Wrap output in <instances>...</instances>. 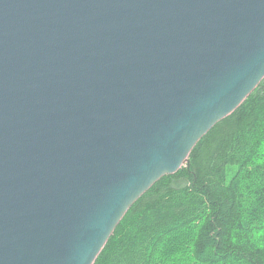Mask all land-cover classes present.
I'll use <instances>...</instances> for the list:
<instances>
[{"label": "water", "instance_id": "95a60500", "mask_svg": "<svg viewBox=\"0 0 264 264\" xmlns=\"http://www.w3.org/2000/svg\"><path fill=\"white\" fill-rule=\"evenodd\" d=\"M263 80L264 0H0V264H95Z\"/></svg>", "mask_w": 264, "mask_h": 264}, {"label": "trees", "instance_id": "16d2710c", "mask_svg": "<svg viewBox=\"0 0 264 264\" xmlns=\"http://www.w3.org/2000/svg\"><path fill=\"white\" fill-rule=\"evenodd\" d=\"M95 264H264V80L134 204Z\"/></svg>", "mask_w": 264, "mask_h": 264}]
</instances>
